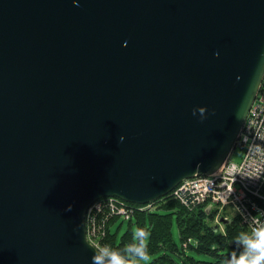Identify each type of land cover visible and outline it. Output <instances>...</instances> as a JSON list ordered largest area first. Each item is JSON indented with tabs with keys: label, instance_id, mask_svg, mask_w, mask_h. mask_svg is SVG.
Here are the masks:
<instances>
[{
	"label": "water",
	"instance_id": "95a60500",
	"mask_svg": "<svg viewBox=\"0 0 264 264\" xmlns=\"http://www.w3.org/2000/svg\"><path fill=\"white\" fill-rule=\"evenodd\" d=\"M262 52L264 0H0V264H93L95 202L217 172Z\"/></svg>",
	"mask_w": 264,
	"mask_h": 264
},
{
	"label": "trees",
	"instance_id": "16d2710c",
	"mask_svg": "<svg viewBox=\"0 0 264 264\" xmlns=\"http://www.w3.org/2000/svg\"><path fill=\"white\" fill-rule=\"evenodd\" d=\"M262 193L264 195V188ZM165 199L168 201L164 202ZM154 204H160V209L151 212H139L129 221V224L132 225L136 218L139 228L143 229L146 234L150 231V241L146 248L147 254L166 252L164 256L150 264H219V260L229 254L234 247L233 244L229 243L230 238L246 227L241 218L234 215L228 207L221 210L216 205L206 211L207 206L202 205L196 209H188L179 201L175 202L173 199H168V196L159 199ZM130 205L136 206L135 204ZM262 205L264 206V202ZM108 214L99 215V222L103 223ZM175 216L182 237L183 252L173 240L172 227ZM216 218H219L220 222L223 223L224 231H220L217 225H212ZM117 224L118 221L114 220L113 227H109L107 241L111 242L113 246L122 247L125 243L133 240H130L132 236L129 238L126 235L123 242H118L117 235L113 231ZM186 249L205 256L206 260L198 261L193 256H187ZM139 264L144 263L139 261Z\"/></svg>",
	"mask_w": 264,
	"mask_h": 264
},
{
	"label": "built area",
	"instance_id": "2783aa9c",
	"mask_svg": "<svg viewBox=\"0 0 264 264\" xmlns=\"http://www.w3.org/2000/svg\"><path fill=\"white\" fill-rule=\"evenodd\" d=\"M251 142L264 143V78L259 93L242 128V134L239 136L236 144V148H238L240 153L239 162L234 161V157L231 155L217 172L209 176L185 180L171 194H175L178 201L188 209H196L202 205L208 206L211 204L212 207L219 206L221 210L228 207L234 213L231 203L233 199L246 212L254 211L253 204L263 206L262 202H264V199L261 197H264L262 193L264 181L241 179V166H248L255 163L250 160L248 155L247 145ZM229 185L232 186L231 189H229ZM257 192L260 195H256ZM240 193H243V195H240ZM226 199L229 202H225ZM152 205L136 207H145L142 209L145 211ZM104 206L111 207V212L107 213L118 215L127 214V211H130V208H132V205L117 198H105L96 202L85 219L88 240L91 232L88 222L89 217L96 209L100 208L101 210ZM235 215L240 217L244 223V218L241 214L236 213Z\"/></svg>",
	"mask_w": 264,
	"mask_h": 264
},
{
	"label": "clouds",
	"instance_id": "9594fccd",
	"mask_svg": "<svg viewBox=\"0 0 264 264\" xmlns=\"http://www.w3.org/2000/svg\"><path fill=\"white\" fill-rule=\"evenodd\" d=\"M73 3L78 4L79 0H73ZM261 60L262 65H264V52L261 53ZM261 78H264V73H262ZM212 112H215V109H212ZM192 114L194 116L198 114V118L204 120L208 115V106L198 105L192 109ZM241 134L242 130L239 132V136ZM120 139H124L123 135ZM247 148L250 160L255 163L241 166V179L264 181V143L251 142L247 145ZM231 187L229 185V189ZM240 195H243V193H240ZM256 195H260V193L257 192ZM261 198L264 199V197ZM225 202L229 201L226 199ZM231 203L234 209L233 214H241L246 227L230 238L229 243L233 244L234 247H232L229 254L219 260V264H264V206L253 204L254 211L246 212L240 204L236 203L235 199L231 200ZM95 204L88 209L85 216L88 215ZM71 208L72 205L69 204L68 209ZM211 208L212 205L209 204L206 211ZM145 236L144 230L137 228L136 237L138 242L133 240L125 243L122 247L113 246L111 242L106 240L102 242L93 240L94 247H91L93 249L91 260L93 264H139L138 258H143L147 254Z\"/></svg>",
	"mask_w": 264,
	"mask_h": 264
},
{
	"label": "rangeland",
	"instance_id": "374dc122",
	"mask_svg": "<svg viewBox=\"0 0 264 264\" xmlns=\"http://www.w3.org/2000/svg\"><path fill=\"white\" fill-rule=\"evenodd\" d=\"M235 151H236V153H235L233 159H234V161L239 162L240 153H239L238 148H236ZM168 199H173V201H175V202L178 201V198L175 196V194L169 195ZM166 201H168V200L165 199L164 202H166ZM162 203H163V201H162ZM160 204H158V205L153 204L151 207H149V209H146L145 211L142 210L145 207L139 208L136 206H132V208H130V211H127V214H124V215H118V214L110 213V214H108L107 219L105 221H103V223L99 222L98 217L101 214L111 212V207L108 208L107 206H104L101 210H100V208L96 209L94 212H92V214L89 217V221H88L89 226L91 228L90 237L88 240L89 243L93 245V243H92L93 240H96L97 242H102L103 240L107 241V239L109 237V227L112 226V223L114 220L118 221V224L115 225V227L113 228L114 234L117 235L118 242H123L126 235H128L129 238L132 236L130 238V240H137V242H138V239L136 237V229L139 228L138 223H137V219L135 218L133 220L132 225L129 224V221L132 220L135 217V215L139 212H151V211H156V209L158 210V208L160 209ZM96 211H98V212L95 213ZM116 212H117V210H116ZM126 216H129V217H126ZM94 222H96V224H94ZM120 225H121V227L119 228ZM212 225H217L220 228V231H224V225L222 222H220L219 218H216L215 221L212 223ZM172 235H173V240H174L175 244L183 252L184 247L182 244V237L180 234V229H179V226L177 223L176 216L173 218ZM144 238L146 240V248H147L149 241H150V231L146 234V236ZM165 254H166V252H164V251H160L156 254H150L149 253V254H146V256L143 257L142 259H140V258H138V259H139V261L143 262L144 264H150L153 261H155L156 259H159L160 257L164 256ZM186 255L187 256H193L198 261H205L206 260L205 256L198 255V254L192 252L191 250H187V249H186Z\"/></svg>",
	"mask_w": 264,
	"mask_h": 264
},
{
	"label": "bare ground",
	"instance_id": "6f19581e",
	"mask_svg": "<svg viewBox=\"0 0 264 264\" xmlns=\"http://www.w3.org/2000/svg\"><path fill=\"white\" fill-rule=\"evenodd\" d=\"M262 191H263V189H262Z\"/></svg>",
	"mask_w": 264,
	"mask_h": 264
}]
</instances>
